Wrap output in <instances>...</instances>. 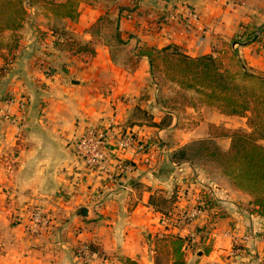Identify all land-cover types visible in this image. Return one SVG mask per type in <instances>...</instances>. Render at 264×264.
I'll return each instance as SVG.
<instances>
[{"label":"crops","instance_id":"obj_1","mask_svg":"<svg viewBox=\"0 0 264 264\" xmlns=\"http://www.w3.org/2000/svg\"><path fill=\"white\" fill-rule=\"evenodd\" d=\"M27 7L20 46L0 58V264H81L74 253L84 243L109 257L157 264L150 255V235L157 234L193 236L184 246L187 261L207 234L212 250L199 264H261L264 221L251 213L250 195L221 172L211 175L176 154L208 137L229 150L231 138L214 137L215 127H247L246 118L193 95L162 94L150 59L138 49L172 45L194 57L229 49L238 64L264 74V0H85L76 21L56 19L37 1ZM57 30L93 42L96 54L69 52L67 38L57 43ZM239 37L244 42L236 43ZM5 113L22 115L21 124ZM109 122L163 146L149 163L118 154L113 162L131 163L121 178L92 171L69 142L87 125L104 129ZM202 187L212 191L216 207L179 227L188 202L181 191L189 189L193 199ZM210 215L215 220L206 223ZM237 238L246 243L239 254L231 246Z\"/></svg>","mask_w":264,"mask_h":264},{"label":"trees","instance_id":"obj_2","mask_svg":"<svg viewBox=\"0 0 264 264\" xmlns=\"http://www.w3.org/2000/svg\"><path fill=\"white\" fill-rule=\"evenodd\" d=\"M36 0H0V51L7 49L14 53L21 40L20 30L24 27L28 17V4ZM85 0L48 1L49 11L57 19L76 21L80 16V5ZM103 18L100 17L93 26L94 36H98L102 29ZM11 35L7 38L6 32ZM60 34L57 43L63 39L68 41V50L76 55L92 57L96 54L93 42H76L72 37H66V32L57 30ZM139 56H147L151 62V73L162 70L165 76L177 83L184 90L195 91L200 101L206 105L216 106L228 115H238L246 118V125L250 131L235 130L231 133H216L214 137L229 136L231 145L229 150L221 149L214 138L208 137L202 141L203 151L199 154L207 159L218 162L226 176L231 178L239 190L250 195L251 213L260 215L264 221V74L256 73L239 63L238 70L226 66L219 55L203 54L190 56L176 46L168 45L157 48L142 45L138 49ZM188 148L178 151L181 158L190 159ZM208 199V198H207ZM206 199V209L216 207L218 200ZM204 207V208H205ZM215 217L213 219V222ZM212 221V220H211ZM180 247L186 243V237L176 234L168 235ZM205 240V238H204ZM96 248V247H95ZM210 248L206 247L205 254ZM129 264H139L127 258ZM171 264H186L172 260Z\"/></svg>","mask_w":264,"mask_h":264},{"label":"built area","instance_id":"obj_3","mask_svg":"<svg viewBox=\"0 0 264 264\" xmlns=\"http://www.w3.org/2000/svg\"><path fill=\"white\" fill-rule=\"evenodd\" d=\"M192 15L196 17V13H192ZM259 34V32L256 33V35ZM7 103H10V100ZM26 104L25 98L20 100V108L23 111L26 109ZM4 115L8 122L16 125H20V120L23 119L22 115L20 117L12 116L9 113ZM157 144L155 141L142 139L134 130H118L110 122L104 129L89 124L82 133L69 142L73 154L90 170L106 172L105 174L112 179L123 177L131 167V163L127 161V158L113 162L118 154L131 153L135 158L148 161L150 155L156 150ZM162 146L160 145L158 149ZM206 213L207 210L198 205L189 216L190 219H193L200 215H206ZM33 216L37 222L43 220L40 211H35ZM47 221L44 222L47 223ZM176 221L178 220L176 219ZM75 254L76 259L81 264H129L126 259L104 255L89 243L80 244L76 248Z\"/></svg>","mask_w":264,"mask_h":264},{"label":"rangeland","instance_id":"obj_4","mask_svg":"<svg viewBox=\"0 0 264 264\" xmlns=\"http://www.w3.org/2000/svg\"><path fill=\"white\" fill-rule=\"evenodd\" d=\"M36 1L39 4H41L46 11H49V4L46 3V0H36ZM48 1H51V0H48ZM53 1H62V0H53ZM10 35H11V32L8 31V32H6V35L5 36L7 38H9ZM236 40H237L236 43L239 42L238 44H240L241 42H244V40H243L242 37H239ZM19 46H20V43H19ZM66 50H68V48H66ZM68 51L70 52V50H68ZM3 53L10 54L7 49H4V50L2 49L0 51V58L2 57V54ZM218 55L224 59L226 66H228L232 70H238L239 69V64L236 62L234 56L230 53L229 49H225L224 52H221ZM8 62L9 61L6 62V65L8 64ZM0 71L4 72V64H3V66L2 65L0 66ZM151 80H154V81L158 82L161 85V88H162V91L161 92L164 95H166L167 93H169V94H167L168 96L169 95L175 96V95H178L179 94V95H182V96L183 95L186 96L185 99H188L187 96L190 97V95H193L194 97L196 96L197 99L200 100V96L195 91H194L195 92L194 93L192 90H186V89L184 90L183 88H180V86H179V88H178V86H175L176 83L170 81L165 76V74H164V72L162 70L156 71V73H154V75L152 74L151 75ZM193 96H191V97H193ZM215 128H216V133H218V134L219 133H222V132L231 133L232 131H235V130H238V129L244 130V131H248V132L250 131L249 127H246V126H244V127L238 126V127L234 128V129H231V130L227 129L226 127H224L222 125L216 126ZM139 137H141L142 139H145L140 134H139ZM223 138L224 137H222V139ZM145 140L149 141L148 139H145ZM201 142L202 141H197V142L191 143V145L188 148V154L190 155V158L192 159V161H194L195 163L199 164L201 167H203L206 170H208L209 174H211V175H215L217 172H221V174L225 175V173L222 170V167L219 165L218 162L216 163L214 161H211V160L207 159L206 156H204L202 154L201 155L199 154L200 152L202 153L203 148H204ZM215 142H216V140H215ZM159 146L160 145L157 144L156 150L154 151L155 153L160 151L158 149ZM153 153L150 155L148 161H146L144 159H141V160H143L145 163L151 162V160L153 158ZM229 179L231 180V178H229ZM231 182H232V184L235 187L236 185L233 183L232 180H231ZM198 191L200 193H202V194L198 198H193V199H192L191 191H189V189H184L183 190V194H182V191H181V195L182 196H187L188 197L187 198L188 199V202H187V204H184L182 206L183 214H180V212H179V214L181 215V217H179L180 219H178L179 221H177L179 223V227H180V225H183V224H191L192 222L197 221L198 219H200V218H202V217L205 216V215H200V216H197V217H195L193 219H190V216L189 215L192 212V210L196 206H198V205H200L201 207H203V209H206L205 205H206V199L207 198H208L207 200L213 199L214 201H216L215 196L212 195V191L209 190L208 188L202 187L201 190L199 188ZM240 191H242V190H240ZM193 192H194V190H193ZM191 200H193V201H191ZM177 211H180V205L179 204L177 205ZM209 212H210V210H207V213H209ZM213 219H214V216L210 215V217H208V220H206V223H209V222L210 223H213ZM195 229L203 230L202 229V226L201 227L200 226H196ZM262 234H263V239H264V231H263ZM168 237L169 236H159L157 234L153 238H151V235H150V241H151L150 242V244H151V247H150V249H151L150 255H152L155 258V262L157 264H160L161 262L162 263H168L170 260H173L174 261V259L175 260H178V261H181L183 259V261H185L186 264H199V261L206 255L205 254L206 247H209L210 248L209 253L212 250V244L209 241V239L211 237L208 236L207 234L201 235L200 236V238H201L200 239V243L201 244L197 243L196 246L193 245L191 247L192 248V250H191L192 252L191 253H192V257L193 258H192V260H188L187 261V259H190V257H188L189 254H190V251L188 250V247H186L184 249V246L185 245H190V244L184 243L180 247V250H179L178 247L180 245L177 244V243H174L173 242L174 239L172 237L171 238H168ZM185 237H186V242L187 243L190 242L192 244V238H193V236H185ZM204 238H205V240H204ZM245 244L246 243H244L243 240L242 241L241 240L239 241V239L237 238V239L233 240V242L231 243V246L235 250H237L238 251L237 254H239L240 250L244 249V245ZM79 246L80 245H78L77 247H79ZM199 247H201L200 248V251H202V255H199V251H197V248H199ZM209 253H207V254H209ZM74 256L76 258V254L75 253H74ZM261 264H264V260L261 261Z\"/></svg>","mask_w":264,"mask_h":264},{"label":"water","instance_id":"obj_5","mask_svg":"<svg viewBox=\"0 0 264 264\" xmlns=\"http://www.w3.org/2000/svg\"><path fill=\"white\" fill-rule=\"evenodd\" d=\"M199 255H202V251H199Z\"/></svg>","mask_w":264,"mask_h":264}]
</instances>
